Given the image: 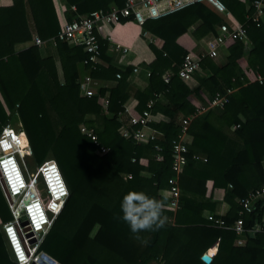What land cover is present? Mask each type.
<instances>
[{
  "label": "trees",
  "instance_id": "obj_1",
  "mask_svg": "<svg viewBox=\"0 0 264 264\" xmlns=\"http://www.w3.org/2000/svg\"><path fill=\"white\" fill-rule=\"evenodd\" d=\"M11 1V6L0 7V131L16 113L14 126L18 123L16 129L21 127L25 135L17 130L19 149L28 146L36 166L48 158L53 160L68 192L36 253L46 254L57 264H203L200 256L217 243L208 264H264V231L254 235L244 232L240 237L244 245L235 246L237 236L230 229L214 228L206 220L207 214H213L214 190L224 191L228 211L222 220L230 226L238 218V200L264 184V84L254 82V74L264 71V23L250 20L254 14L251 3L256 0H220L242 26L246 40L226 41L222 64L202 58L198 70L202 75L195 73L187 82L177 77L186 51L176 39L196 23L191 32L194 40L215 35L223 18L196 4L142 25L143 31L159 39L161 45L149 47L153 60L147 65L148 83L133 93L136 111L141 113L146 103L153 101L151 115L159 113L165 119L147 123L158 137L145 145L133 137L139 129L137 124L126 129L127 138L120 135L123 128L118 115L124 113L129 97L126 80L131 68L120 72L99 64L91 69L82 65L87 55L81 47L63 42L55 43V58L42 55L36 46L14 52L15 44L32 40L27 13L34 37L40 41L53 38L61 26L51 0ZM122 4V0H63V18L70 22ZM97 41L99 59L108 62L106 44L98 34ZM79 64L85 75L94 80H115L116 86L107 90V95L98 88L94 96H83L78 85ZM117 73L119 79H115ZM193 78L195 85L190 87ZM226 90L232 92L221 108L195 114L196 103H204L201 96L210 100ZM158 94L164 103H154ZM104 96L107 104L102 108L99 99ZM188 115H194L186 132L191 143L186 146V164L176 179L177 209L166 207L163 228L139 233L148 241L144 244L133 237L121 219L122 199L129 191L159 199L169 189V180L174 177L170 170L172 144L179 135L180 120ZM79 126L93 129L100 145L107 148L104 155L95 154ZM230 127H234L231 135L241 148L227 154L226 129ZM196 156L204 162L193 158ZM124 175L130 179H123ZM263 215L264 199L256 201L250 213L242 214L243 228L249 230L255 224L264 228ZM10 220L0 192V224ZM0 264H16L9 257L1 230Z\"/></svg>",
  "mask_w": 264,
  "mask_h": 264
},
{
  "label": "built area",
  "instance_id": "obj_2",
  "mask_svg": "<svg viewBox=\"0 0 264 264\" xmlns=\"http://www.w3.org/2000/svg\"><path fill=\"white\" fill-rule=\"evenodd\" d=\"M122 2L123 4L121 7L112 6L106 12H103L101 10L92 11L87 15L79 16L75 20L65 22L62 24L60 30L53 38H50L46 41H40L38 38L34 37L32 39V45L36 47H41L45 44L55 46L56 42H63L70 46L81 47L83 52L87 55V59L82 62V65L88 64L89 68L94 69L95 66L101 64V61L99 59L97 34L99 28L102 25L108 26L116 24L121 20H131L137 26L142 27V25L148 20H157L172 15L190 6L201 4L221 16L223 18V22L217 26L215 35H210L209 38L199 40V54L193 55L187 53L182 58L177 70V77L180 80L187 82L191 81L193 75L198 72L199 62L202 58L207 57L214 60L217 57L218 49L223 48L224 43L228 40H246L242 26L230 15V13L220 0H122ZM251 7L254 11L253 16L250 18L251 22H254L255 24L264 23V0H256L252 2ZM149 42H151V39H149ZM119 77L120 75L118 73L115 74V79H119ZM162 79L166 81V75L162 76ZM254 82L259 85L264 84V71L262 74H254ZM78 85L81 94L85 97L94 96L95 91L99 88V82L92 79L88 74L84 75L80 79ZM231 92V90H226L222 95L215 94L210 100H204L203 104H196L195 114H201L207 110L221 108L226 102V96ZM101 102L103 107H105L107 104V98L104 96L101 99ZM152 105L153 101H148L145 105V110H143L137 116V118L131 120V124L139 125V129L135 130L133 133V137L135 138L136 143H147L154 140L155 138L154 135L156 133L154 132H150L145 137L143 135V130L146 127V123L151 117L150 110ZM14 116H16V113H14ZM193 116L194 115H188L180 120V132L177 136V139L172 144L170 170L174 174V177L170 178V187L165 192V194L168 198L167 206H169L173 211L177 209L179 196L176 179L186 164L185 154L187 153V149L186 142L184 141L183 137L187 134V127ZM231 129L233 130L234 127H232ZM79 132L80 134L86 136L93 144L96 155H104L107 152V148L100 145L95 133L92 130H88L82 126H79ZM120 135L123 138H127L129 136L126 129L124 128L121 129ZM14 136H16V129H12L9 123L1 128L0 162L2 165H5L6 163L4 162V159H2V154L4 151H7L10 148L14 147ZM155 149L157 150V147H155ZM7 158L9 159V157ZM158 158V156H155V159ZM193 158L200 159L204 162L203 158H199L197 156ZM7 162H10V160ZM131 162H133V159H131ZM18 163L21 171L23 172L24 170L25 172V169L19 162V158ZM34 174V176L31 175V177L28 178L30 192L28 193L27 199L29 203H32L37 207L42 206L40 208H37L41 209L42 211H39L37 220L33 222V227H35L34 229H32L33 227L31 226L29 220L24 221L27 226L26 230H32L33 232L37 231L38 233H35L39 234L38 236H40L38 238V241H36L35 243L36 248L41 238L46 233L52 219L56 216L63 202L67 198L68 192L66 185L53 160L45 161L38 165L35 169ZM37 176L40 177V179L46 186L44 191L48 199L45 205L41 203L40 199L37 197V194L34 193V185L36 184L35 179L37 178ZM122 178L130 179V175H124ZM0 184L6 194L5 189L7 188V185L2 176H0ZM262 199H264V184L260 188L248 192L244 198L238 200L240 210L238 211V218L234 224L230 226L225 225L222 220V215L216 216L214 214H207L206 220L210 224V226L214 228L230 229L237 236V239H235L234 241L235 246H242L243 241L242 238H240L241 235L244 234V232H251L250 229L245 230L243 228L241 216L243 213H250L254 209L255 202ZM7 207L11 216V220L9 222L0 224V230L10 248L12 257L14 259L13 261L16 264H22V260H20L17 256L18 254L16 253V250H14L11 239L9 237V229L7 228V225L11 224L13 214L11 212L9 202ZM261 223L264 226V215L262 217ZM216 245L217 243L214 244V246ZM35 248L30 249V251L31 255L35 257V262L37 263L39 253H36Z\"/></svg>",
  "mask_w": 264,
  "mask_h": 264
},
{
  "label": "crops",
  "instance_id": "obj_3",
  "mask_svg": "<svg viewBox=\"0 0 264 264\" xmlns=\"http://www.w3.org/2000/svg\"><path fill=\"white\" fill-rule=\"evenodd\" d=\"M51 3L55 12L57 22L60 27L65 22L63 18V12L65 11V7L63 6V0H51ZM11 4H12L11 0H0V7H9L11 6ZM71 10H73L72 7ZM27 22H28V28L32 33V39H33L34 38L33 26L28 13H27ZM197 24L198 23L188 28L186 33H184L183 35H181L176 39V43L186 51V54L190 53L193 55H197L200 53V47L198 46L199 41L194 40L191 36V32L197 26ZM98 37L106 44L104 55L105 58L108 60L107 62L101 59L100 60L101 64L99 65L100 67L103 68L111 67L116 70H119L120 72H123L127 67L131 68V73L129 74L126 80L129 86V97L123 105L124 113L118 115V119L122 124V128L127 129L128 127H130V125H132L131 120L137 118V116L140 114L139 112L136 111L137 100L133 96V93L136 89H143L148 83L147 65L153 60V55L150 52L149 47L154 46L155 48H159L161 45V41L156 37L150 35L149 33L143 31V29L140 26H137L131 20H125L121 23L112 24L108 26L102 25L98 30ZM206 38H209V36H206L202 39H206ZM149 39H151V42H149ZM30 46H33L32 40L24 43L15 44L13 46V51L19 52ZM54 47L55 46L50 44H45L41 46L40 50L42 55L55 58ZM194 50L196 51L194 52ZM224 58H225L224 47L219 48L217 52V57L214 59V62H216L217 64H222L224 62ZM55 68L57 72L58 81L59 83H62L61 73L57 62H55ZM77 70H78V76L81 79L85 75V72L80 64L78 65ZM197 74L202 75V72L198 71ZM96 80L99 82V88L104 89L105 91L104 95L108 94L107 90L112 89L116 86L115 80H110V79H96ZM194 85H195V79L193 78V82L190 84V87H193ZM154 98H155L154 103L155 102L164 103V99L162 98L161 95L159 94L154 95ZM201 99L202 101L205 100L203 96H201ZM196 100H197L196 102H199L198 99ZM99 103L101 104L102 108H104L101 99H99ZM107 117H109V115H107ZM162 121H165L164 117L161 114L156 113L154 115H151L147 123H158ZM147 123H146V127L143 130L144 137L147 136L150 132H154L150 127H148ZM231 128L232 127L226 129V134L228 137V142L226 145L227 154H231L241 148V145L238 142V140L231 135L233 131ZM20 133L23 132L20 131ZM154 137L156 138L158 137V135L155 134ZM183 139L186 142V146H188L191 143V137L189 135L186 134L183 137ZM141 144L145 145L146 143H141ZM17 150L19 151L17 152V154L21 152L19 146ZM165 192L166 191H163L162 195L166 196ZM223 197H224L223 190L216 189L212 193V199L214 200V208L212 213L216 216L219 215L223 216L228 211V205L223 201ZM17 200L19 199L15 198L16 204H17ZM242 241L244 245L245 240L243 238ZM215 251H216V246L213 245L212 247L207 249L203 253V255L200 256V261L202 262L201 258L203 256H204L203 260H207V258H209V260L211 261Z\"/></svg>",
  "mask_w": 264,
  "mask_h": 264
},
{
  "label": "bare ground",
  "instance_id": "obj_4",
  "mask_svg": "<svg viewBox=\"0 0 264 264\" xmlns=\"http://www.w3.org/2000/svg\"><path fill=\"white\" fill-rule=\"evenodd\" d=\"M22 131V129H16V136H14V147L10 148L7 151L3 152V158L5 165H2L0 162V175L4 178V181L7 185L6 191L8 195L11 198H17L19 199L18 201V207L20 208L19 210L21 211L24 220H29L31 226L33 227V222L37 220V217L39 216V211H42L41 209H37L40 207L35 206L32 203L28 202L27 196L28 193L30 192V186H29V179L26 175V173L21 171L19 163H18V158H17V152H18V145H17V136H18V131ZM25 150V149H24ZM23 150V151H24ZM9 157V159L7 158ZM10 162H7L9 161ZM5 166V167H4ZM23 169V168H22ZM45 178V177H44ZM44 186L45 190V184L41 180ZM46 182V180H45ZM36 198V197H35ZM13 213V212H12ZM17 224V223H16ZM14 223L11 222V224L7 225V228L9 229V237L11 239V243L14 247V250H16V253L18 254L17 256L19 257L20 260H22V264H28L27 258L29 259L33 258L34 256L29 253L30 249H27V241L28 239L32 237V233L37 235V231L33 232L24 230V232H20L19 230L16 229ZM33 227L32 229H34ZM35 242L33 239L30 238V243Z\"/></svg>",
  "mask_w": 264,
  "mask_h": 264
},
{
  "label": "clouds",
  "instance_id": "obj_5",
  "mask_svg": "<svg viewBox=\"0 0 264 264\" xmlns=\"http://www.w3.org/2000/svg\"><path fill=\"white\" fill-rule=\"evenodd\" d=\"M167 196L161 195V198L150 197L142 191H129L124 195L121 202V219L128 224L133 237L147 244L139 233L144 231H158L163 228L167 222V217L163 214L167 207L165 201ZM264 231L260 224H255L250 229L253 235Z\"/></svg>",
  "mask_w": 264,
  "mask_h": 264
},
{
  "label": "rangeland",
  "instance_id": "obj_6",
  "mask_svg": "<svg viewBox=\"0 0 264 264\" xmlns=\"http://www.w3.org/2000/svg\"><path fill=\"white\" fill-rule=\"evenodd\" d=\"M195 51H196V50H194V52H195ZM14 121H17L16 116L14 117V120H12V121L9 123V125L11 126L12 129H16V126H17V124L14 126ZM20 129H21V127H20ZM18 152H19V151H18ZM17 158H19V162L22 164L23 168L25 169V173H26V175H28V178H30L31 175L34 176V175H35V174H34V173H35V169H36L37 166L33 163L32 159H31V157H30V151H29L28 146L25 148L24 151L21 150V152L17 154ZM49 160H51V159L48 158V159H46L45 161H49ZM45 161H43V162H45ZM43 162H42V163H43ZM0 176H1V175H0ZM35 182H36V184L34 185V188H35L34 193L37 194V197L40 199L41 203H42L43 205H45L46 202H47L48 197H47V195H46V193H45V191H44V186H43V184H42L41 179H40L39 176H37V178L35 179ZM5 191H6V189H5ZM0 192H1L2 197H3V199H4V201H5V203H6L7 206H8V202H9V206H10L11 212H13V213H12V214H13L12 223H14V224L17 223V224L15 225L16 229L19 230L20 232H22V231L24 232V230L27 229V226H26V223H25V221H24L23 215H22L21 212L19 211V207H18V201H19V200H17V204H16L15 198H11V197L8 195L7 191H6V194H7V196H6V194H5V192H4L3 187L1 186V184H0ZM7 198H8V200H7ZM7 208H8V207H7ZM8 211H9V210H8ZM16 213H17V214H16ZM48 217H49V216H48ZM50 220H51V217H50ZM38 235H39V234H37V235L35 236V234L32 233V237H30V238L33 239L35 242H31V243H30V238H26V239H28L27 244H26L28 250H29V249H32V248H35V243H36V241H38V238L40 237V236H38ZM3 239H4V243H5V246H6L7 252H8V254H9V257H10L11 259H13L12 254H11V251H10V248H9V246H8V244H7L6 239H5L4 236H3ZM37 246H38V245H37ZM37 246H36V248H37ZM36 248H35V250H36ZM29 253L31 254V251H29ZM32 259L34 260L35 257H33V258H31V259H29V257L27 258L26 261H28V264H30L29 262L32 261ZM13 260H14V259H13ZM36 264H37V263H36ZM153 264H158V263H153Z\"/></svg>",
  "mask_w": 264,
  "mask_h": 264
},
{
  "label": "water",
  "instance_id": "obj_7",
  "mask_svg": "<svg viewBox=\"0 0 264 264\" xmlns=\"http://www.w3.org/2000/svg\"><path fill=\"white\" fill-rule=\"evenodd\" d=\"M203 257L201 258L202 262L204 264H208L210 262L209 258H207V260H203ZM33 264H35V263H33ZM37 264H57V263H56V261H54L52 258L47 256L46 254L40 252L39 258L37 259Z\"/></svg>",
  "mask_w": 264,
  "mask_h": 264
},
{
  "label": "snow or ice",
  "instance_id": "obj_8",
  "mask_svg": "<svg viewBox=\"0 0 264 264\" xmlns=\"http://www.w3.org/2000/svg\"><path fill=\"white\" fill-rule=\"evenodd\" d=\"M37 226H39V225H37Z\"/></svg>",
  "mask_w": 264,
  "mask_h": 264
}]
</instances>
